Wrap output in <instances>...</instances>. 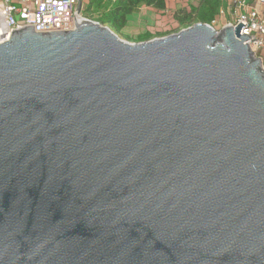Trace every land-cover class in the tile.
<instances>
[{
	"label": "water",
	"instance_id": "95a60500",
	"mask_svg": "<svg viewBox=\"0 0 264 264\" xmlns=\"http://www.w3.org/2000/svg\"><path fill=\"white\" fill-rule=\"evenodd\" d=\"M74 18L0 43V264H264L245 23L128 42Z\"/></svg>",
	"mask_w": 264,
	"mask_h": 264
},
{
	"label": "built area",
	"instance_id": "2783aa9c",
	"mask_svg": "<svg viewBox=\"0 0 264 264\" xmlns=\"http://www.w3.org/2000/svg\"><path fill=\"white\" fill-rule=\"evenodd\" d=\"M79 0H0V43L10 39L12 30L34 25L35 32L70 31L75 28ZM84 1L83 6H84ZM217 30L224 26L245 23L240 33L247 35V43L254 56L261 58L264 68V0H222ZM191 2H193L191 0ZM84 9V8H83ZM85 18V17H84ZM221 20V24H219ZM216 24H219L218 27Z\"/></svg>",
	"mask_w": 264,
	"mask_h": 264
},
{
	"label": "trees",
	"instance_id": "16d2710c",
	"mask_svg": "<svg viewBox=\"0 0 264 264\" xmlns=\"http://www.w3.org/2000/svg\"><path fill=\"white\" fill-rule=\"evenodd\" d=\"M222 6V0H198L197 3L191 2L188 8L176 9L173 18L178 28L174 33L198 22L211 24L219 15ZM143 7L165 11L167 0H89L83 11L89 18L108 26L119 35L127 25L130 15L138 13ZM154 35L152 33L141 35L138 42L155 38Z\"/></svg>",
	"mask_w": 264,
	"mask_h": 264
},
{
	"label": "crops",
	"instance_id": "0c3cea01",
	"mask_svg": "<svg viewBox=\"0 0 264 264\" xmlns=\"http://www.w3.org/2000/svg\"><path fill=\"white\" fill-rule=\"evenodd\" d=\"M175 3H180L183 6L181 8H188L191 0H167V7H172L171 12L168 11L169 8L165 11H157L149 7H143L138 13L130 15L127 25L119 34L127 37L137 36L135 38L137 41L141 35L146 33L155 34L154 31L157 29L158 23L165 24L167 22L166 18H169V15L173 17V12L177 9Z\"/></svg>",
	"mask_w": 264,
	"mask_h": 264
},
{
	"label": "rangeland",
	"instance_id": "374dc122",
	"mask_svg": "<svg viewBox=\"0 0 264 264\" xmlns=\"http://www.w3.org/2000/svg\"><path fill=\"white\" fill-rule=\"evenodd\" d=\"M181 1H183V0H181ZM194 3H197V1L198 0H192ZM175 2V1H174ZM89 4V0H85L84 1V6L83 7H85V6H87ZM172 4V3H171ZM171 4H169V5H171ZM175 5H176V8L178 9V8H181V7H183V6H181V4L180 3H175ZM172 6H174V5H172ZM167 8H169L168 9V11L169 12H171L170 10H172V7H167ZM82 13H83V15H84V17L85 18H88V19H90V20H92L91 18H89L88 16H87V14L85 13V11H82ZM165 15H167V14H165ZM168 16V15H167ZM94 19V18H93ZM167 20V22L165 23V24H162V23H158L157 25V29L154 31V33H155V35L154 36H156V37H162L163 35H165V36H167L169 33L170 34H172V33H174V31L175 30H177V24H176V22L174 21V18L173 17H171L170 15H169V18H166ZM217 19H218V16H217V18L215 19V21L217 22ZM212 24H214V23H212ZM219 24H221V20H219ZM219 24H216L218 27L220 26ZM167 34V35H166ZM119 36L122 38V39H124V40H126V41H128V42H138L135 38L137 37V36H132V37H127V36H124L123 34H119Z\"/></svg>",
	"mask_w": 264,
	"mask_h": 264
}]
</instances>
